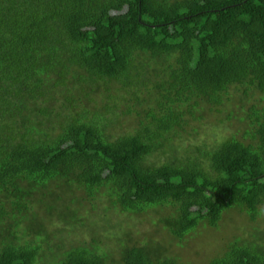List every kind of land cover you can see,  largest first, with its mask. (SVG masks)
<instances>
[{"label": "trees", "instance_id": "trees-1", "mask_svg": "<svg viewBox=\"0 0 264 264\" xmlns=\"http://www.w3.org/2000/svg\"><path fill=\"white\" fill-rule=\"evenodd\" d=\"M238 86L264 93V0H0V264H36L45 215L73 219L68 190L105 195L121 214L170 208L162 223L176 239L233 207L255 222L264 106L250 109V141L224 140L206 165L146 163L185 116ZM124 103L127 114L145 104L148 123L111 138ZM129 243L111 262L76 246L51 264H180ZM209 264H264V235Z\"/></svg>", "mask_w": 264, "mask_h": 264}, {"label": "rangeland", "instance_id": "rangeland-1", "mask_svg": "<svg viewBox=\"0 0 264 264\" xmlns=\"http://www.w3.org/2000/svg\"><path fill=\"white\" fill-rule=\"evenodd\" d=\"M246 89L245 86L232 87L220 106L201 103L194 112V118L185 116L186 123L167 134L162 148L148 157L146 163L157 166L163 163H184L188 159L197 158L206 165L207 160L202 155L213 151L224 140L234 137L248 143L249 138L244 137L246 129L249 128L248 115L252 106H264V93ZM128 105L131 103L121 104L114 111V119L118 122L107 129L111 138L134 133L140 129L141 123L142 127L147 125L148 121L142 112L146 105L135 106V112L127 114ZM68 191L62 197L66 209L75 212L72 220L68 219L67 211L58 212L62 219L57 217L56 211L46 214L45 218L41 213V217L45 219L42 236L48 237L50 241L46 244L39 242L43 251L36 264L56 263L58 254L76 246L89 249L98 247L108 255V262H111L113 258L119 257V251L128 242L149 248L152 255L161 254L160 259H174L180 264H209L211 260L222 257L229 246L249 242L264 235V204L258 209L255 222H251L239 208L233 207L222 213L216 227L201 223L194 232L183 239H176L162 223L169 216L170 208H152L141 213L121 214L119 209L111 207L105 195L98 193L91 199L83 190L77 189L70 193ZM44 199L50 204L47 197ZM33 232L38 234L37 230ZM18 236L19 241L16 244L36 240L34 236Z\"/></svg>", "mask_w": 264, "mask_h": 264}]
</instances>
